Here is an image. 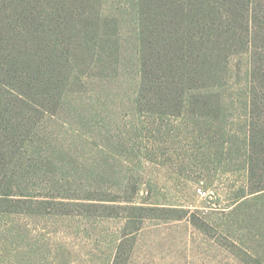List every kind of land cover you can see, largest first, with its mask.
Masks as SVG:
<instances>
[{
    "label": "trees",
    "instance_id": "16d2710c",
    "mask_svg": "<svg viewBox=\"0 0 264 264\" xmlns=\"http://www.w3.org/2000/svg\"><path fill=\"white\" fill-rule=\"evenodd\" d=\"M123 32L136 46L127 102L110 88L121 77ZM243 57L245 113L232 131L224 90L232 61ZM112 103L137 116L138 137L148 127L160 133L173 117L187 119L221 154L232 156L236 145L246 173L236 199L263 194L264 0H0V211L47 214L82 201L107 215L116 203L123 212L146 211L109 189L79 197L64 188L84 166L80 130L93 128ZM102 155L106 163L105 148ZM85 168L89 179L112 186L104 169ZM127 240L113 264H124Z\"/></svg>",
    "mask_w": 264,
    "mask_h": 264
},
{
    "label": "rangeland",
    "instance_id": "374dc122",
    "mask_svg": "<svg viewBox=\"0 0 264 264\" xmlns=\"http://www.w3.org/2000/svg\"><path fill=\"white\" fill-rule=\"evenodd\" d=\"M135 47L123 32L121 77L110 88H118L117 98L125 102V90L136 81ZM231 66L224 102L228 128L235 131L245 113V57ZM133 114L127 104L112 103L106 114H97L93 128L80 130L76 155L84 166L64 188L79 197L109 189L111 197H131L136 205L128 206L147 210L123 212L117 205L124 204L116 203L107 215L94 207L97 202L82 201L86 206L47 214L0 211V264H113L125 238L124 264H264V193L236 199L246 180L237 146L232 156L221 154L219 144H209L204 134L200 138L187 119L173 117L163 119L160 133L148 127L138 137L131 133L137 123ZM103 148L109 153L106 163ZM90 165L104 169L112 186L89 179L85 166Z\"/></svg>",
    "mask_w": 264,
    "mask_h": 264
},
{
    "label": "built area",
    "instance_id": "2783aa9c",
    "mask_svg": "<svg viewBox=\"0 0 264 264\" xmlns=\"http://www.w3.org/2000/svg\"><path fill=\"white\" fill-rule=\"evenodd\" d=\"M196 192H197L198 195H201V196H204V195H205V192L202 191L201 188H198V189L196 190Z\"/></svg>",
    "mask_w": 264,
    "mask_h": 264
}]
</instances>
